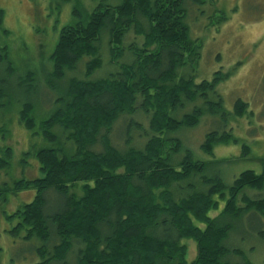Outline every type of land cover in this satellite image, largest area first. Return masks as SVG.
I'll use <instances>...</instances> for the list:
<instances>
[{"label":"trees","instance_id":"16d2710c","mask_svg":"<svg viewBox=\"0 0 264 264\" xmlns=\"http://www.w3.org/2000/svg\"><path fill=\"white\" fill-rule=\"evenodd\" d=\"M58 1L72 4L75 23L60 30L45 83L27 67L18 77V67L4 68L0 56V99L18 101L15 121L38 141L14 166L13 150L0 149V172L29 168L27 177L0 185V202L8 209L14 196L34 192L5 216L16 222L14 233L43 244L34 264H239L230 262L234 254L252 264L224 247L232 226L222 220L264 215V172L244 171L227 186L206 177V164L174 137L202 117L236 123L248 114L241 100L232 113L224 108L217 88L229 74L194 80L202 44L191 34L189 11L209 0H98L91 8L96 0ZM107 66V77L94 80ZM38 86L59 93L45 114L50 101L36 110L25 99ZM120 122L126 133L116 137ZM7 123H0V137H10ZM236 143L218 129L201 149L213 156L216 146Z\"/></svg>","mask_w":264,"mask_h":264},{"label":"rangeland","instance_id":"374dc122","mask_svg":"<svg viewBox=\"0 0 264 264\" xmlns=\"http://www.w3.org/2000/svg\"><path fill=\"white\" fill-rule=\"evenodd\" d=\"M84 1L88 3V0ZM97 1L92 2L89 8L99 4ZM72 7L71 3L62 4L58 0H0V56L5 53L4 68L18 67V77L23 78L26 72L24 67H27L37 75L40 83H45L51 73L49 56L54 50L58 34L63 27L75 23ZM188 21L192 36L202 44L200 58L194 66L195 82L211 81L213 74L218 71L229 74L227 81L217 88L224 108L232 113L235 101L241 100L248 105V114L239 123L231 122L230 117L224 121L217 118L212 122L208 120L210 118L202 117L195 128L179 130L174 137L192 153L195 160L206 164V177H219L225 185L230 186L244 171L250 170L256 174L264 172V0H209L202 7L193 6ZM137 41L141 42L139 38ZM109 69L107 66V69L97 71L93 79L106 78ZM79 74L77 70L73 76L80 78ZM67 78H71L70 74ZM38 87L35 94L25 99L32 102L36 110L40 101L43 104L50 101V108H43L45 114L47 109H55L58 103L54 101L59 98V93H50L47 88H43V92L42 87ZM10 92L18 99L17 89ZM18 106L16 100L0 99V123H7L10 119L7 123L10 131L16 123L15 111ZM119 124L121 129L116 127L113 135L125 136L127 122ZM218 129L231 133L238 143L230 144V147L216 146L214 155L208 156L201 146L207 133ZM35 142L38 141L35 137H29V132L14 125L11 137L0 142V146L11 147L14 160H17ZM114 142L117 147L120 145ZM14 169L0 172V185L11 184L12 175L18 179L27 177L28 167ZM248 191L251 190H246L245 194ZM257 193L247 194L251 197ZM260 195L264 196V190ZM33 196L34 192L14 196L8 209L13 210L23 203H29ZM8 209L0 202V264L40 262L38 250L43 249V244L37 239L26 241L25 231L14 233L16 222H10L5 217L10 214ZM218 209L209 216L216 218L220 215L222 202ZM222 222L232 226L224 247L236 253L241 252L252 264H264V215L252 211L238 220L224 218ZM187 245V259L191 261L196 253L195 244L189 241ZM230 256V262L241 264L239 256Z\"/></svg>","mask_w":264,"mask_h":264},{"label":"flooded vegetation","instance_id":"af4514ba","mask_svg":"<svg viewBox=\"0 0 264 264\" xmlns=\"http://www.w3.org/2000/svg\"><path fill=\"white\" fill-rule=\"evenodd\" d=\"M14 125H18L17 123H14L13 125H12V128H11V135H12V131H13V128H14ZM11 135H10V137H11ZM10 137H0V142H2L3 140H5V139H9ZM2 147H8V146H0V149L2 148ZM9 148H11V147H9ZM12 149V148H11ZM25 152V151H24ZM14 153V152H13ZM0 156H1V153H0ZM14 162H15V160H13V166H14ZM11 179V178H10ZM12 181V180H11ZM5 184V183H4ZM24 204V203H23Z\"/></svg>","mask_w":264,"mask_h":264}]
</instances>
